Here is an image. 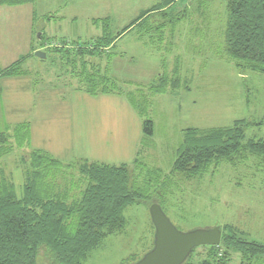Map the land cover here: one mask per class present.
Returning a JSON list of instances; mask_svg holds the SVG:
<instances>
[{
  "label": "rangeland",
  "instance_id": "1",
  "mask_svg": "<svg viewBox=\"0 0 264 264\" xmlns=\"http://www.w3.org/2000/svg\"><path fill=\"white\" fill-rule=\"evenodd\" d=\"M163 1L35 0L0 5V67L25 52L30 25L36 36L43 33L51 42H83L101 36L102 19H110L108 37L115 36L142 10ZM163 10L167 15L149 13L147 22L150 30L165 24L162 31L135 26L117 39L112 54L104 52L99 58L119 93L87 94L77 87L70 69L61 71L58 61L52 66L49 56L43 62L26 61L25 75L1 78L0 131L10 132L15 123L26 121L30 145L4 156L0 167L21 183L22 166L20 170L15 166L28 159L32 149L63 164L86 159L123 165L134 171L138 184H144V178L151 181L149 196L161 198L167 217L179 230L233 225L246 240L264 244V165L254 157L235 165L211 166L195 179L172 174L160 183L188 128L230 127L242 119L250 122L247 138L264 136V77L241 75L223 53L225 0H175ZM176 59L188 88L149 93L163 70L172 72ZM131 98L139 108L133 107ZM147 119L153 123V135L143 140L142 124ZM73 164L55 175L61 186H70L79 177L77 162ZM146 168H157L162 175H148ZM15 181L21 194L22 184ZM149 206L128 205L123 210L126 230L107 236L84 264H122L125 258L142 257L153 242ZM205 253L206 247H196L185 264H198ZM238 262L233 253L230 264Z\"/></svg>",
  "mask_w": 264,
  "mask_h": 264
},
{
  "label": "trees",
  "instance_id": "2",
  "mask_svg": "<svg viewBox=\"0 0 264 264\" xmlns=\"http://www.w3.org/2000/svg\"><path fill=\"white\" fill-rule=\"evenodd\" d=\"M173 1L164 0L141 12L115 36L108 37V18L101 20L104 25L101 36L83 42L66 39L51 42L39 33L27 53L0 67V79L25 75L29 73L27 68H23L26 61L43 62L49 56V63H54L52 66L58 61L61 71L70 69L72 77L77 80V87L87 94L119 93L106 68L100 67L99 58L104 52L112 54L117 39L135 26L143 24L144 30L149 32L162 31L165 24L150 30L148 15L164 11L163 8ZM33 2L35 0H0V5L17 6ZM225 13L223 53L226 58L241 75L251 72L264 77V0H225ZM165 15L166 12H162V16ZM178 19L175 18L176 23ZM37 50L44 52L45 58L35 56ZM162 66L164 68V63ZM178 67L176 62L170 75L163 70L150 84L149 93H166L180 87L187 89ZM131 101L137 108L138 103L132 98ZM248 125L250 122L236 119L230 127L188 128L184 131L170 171L163 177L157 168H146V173L164 178L160 182L164 184L172 174L195 179L211 166L216 168L222 162L235 165L249 156L264 165V136L247 138ZM142 134L143 140L153 135L151 120L143 121ZM29 145L30 126L26 121L15 123L10 132L0 131V159L15 149L28 150ZM29 151L27 161L21 159L24 164L21 194H17L14 182L4 175L3 167H0V264H84L107 236L126 230L123 210L128 205L142 203L149 206L155 202L166 214L161 198L153 199L148 194L151 181L144 178V184H138L134 171L123 165L86 159L73 161L77 162L79 177L70 186H61L55 175L74 164H63L41 149ZM151 226L153 235L154 227ZM220 228V243L201 246L206 247V253L198 264H230L233 253L238 254V264H264L263 243L246 240L245 233L233 225ZM138 259L125 258L121 263L133 264Z\"/></svg>",
  "mask_w": 264,
  "mask_h": 264
},
{
  "label": "water",
  "instance_id": "3",
  "mask_svg": "<svg viewBox=\"0 0 264 264\" xmlns=\"http://www.w3.org/2000/svg\"><path fill=\"white\" fill-rule=\"evenodd\" d=\"M34 54L45 58L41 50ZM149 215L154 227L152 247L133 264H183L194 248L220 243V226L179 230L157 203L149 206Z\"/></svg>",
  "mask_w": 264,
  "mask_h": 264
},
{
  "label": "crops",
  "instance_id": "4",
  "mask_svg": "<svg viewBox=\"0 0 264 264\" xmlns=\"http://www.w3.org/2000/svg\"><path fill=\"white\" fill-rule=\"evenodd\" d=\"M174 1H175V0H174ZM151 7H152V6H151ZM151 7H149V8L146 9V10H149ZM146 10H142L141 12L146 11ZM33 13H34V12H33ZM172 30H173V29H172ZM223 30H224V28L222 29V33H223ZM34 31H35L34 27L30 25L29 30H28V37H27V44H26V47H25V52L20 53L18 56H20L21 54L27 53V52L29 51V48H30L31 44L35 42V37H36L35 35H36V34L34 33ZM172 36H173V35H171V37H172ZM222 47H223V46H222ZM18 56H17V57H18ZM17 57H16V58H17ZM16 58H15V59H16ZM15 59H14V60H15ZM30 60H31V59H29L28 61H30ZM176 61L180 63V61H179L178 59H176ZM11 62H12V61H11ZM179 65H180V64H179ZM171 71H172V72H170L169 75H170V74H173V70H171ZM179 71H180V69H179ZM179 71H178V72H179ZM179 76H180V75H179ZM182 79L184 80L185 78H182ZM184 82H185V85L187 86V82H186V81H183V84H184ZM182 88H183V87H182ZM187 88H188V86H187ZM20 165L22 166V171H23V172H22V175H23V173H24V164H23V163H19L18 165L15 166V168L20 170V169H21V166H20ZM19 170H18V171H19ZM3 172H4V170H3ZM4 175L7 176V177H9L7 174H4ZM18 175H20V172H19ZM23 177H24V176H23ZM12 180H13V179H12ZM13 181H15V179H14ZM15 182H16V181H15ZM16 184H18V185H21V184H22V189H23L24 179H23V181H22L21 183H17V182H16ZM14 185H15V184H14ZM18 195H19V194H18Z\"/></svg>",
  "mask_w": 264,
  "mask_h": 264
}]
</instances>
